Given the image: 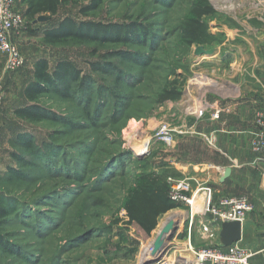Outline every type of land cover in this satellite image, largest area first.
I'll list each match as a JSON object with an SVG mask.
<instances>
[{
  "label": "rangeland",
  "instance_id": "obj_1",
  "mask_svg": "<svg viewBox=\"0 0 264 264\" xmlns=\"http://www.w3.org/2000/svg\"><path fill=\"white\" fill-rule=\"evenodd\" d=\"M208 1L215 12L203 17L206 31L199 43H189L184 29L200 0H67L54 16L25 18L14 34L25 63L5 72L0 52V206L9 210L0 218V236L9 249L0 247V264H139L145 246L157 238L161 220L174 211L180 212L179 229L166 242L165 259L187 255L183 248L191 217L192 238L212 239L203 227L216 224L207 212L205 190L196 194L193 212L177 203L160 216L151 235L130 222L127 210L139 175L147 171L163 173L169 188L185 178L193 191L210 187L212 203L224 192L211 164L221 146L219 137L230 132H217L214 147L195 133L211 134L204 132L214 124L209 111L199 118L190 108L221 98L233 85L243 89L260 83L261 75L257 80L254 73L264 70V0ZM15 3L23 12L22 0ZM65 17L131 27L138 37L45 41L42 29ZM199 45L213 53L198 54ZM41 57L52 65L71 60L92 76L94 88L71 99L55 93L39 97L56 119L30 121L15 109L28 102L23 89ZM92 62L107 72L93 70ZM167 89L179 91V97L161 101ZM229 114L214 125L229 120ZM165 124L176 130L172 146L158 135ZM20 135L40 150L22 144ZM256 181L247 182L244 192L254 190ZM260 184L254 197H264Z\"/></svg>",
  "mask_w": 264,
  "mask_h": 264
},
{
  "label": "trees",
  "instance_id": "obj_2",
  "mask_svg": "<svg viewBox=\"0 0 264 264\" xmlns=\"http://www.w3.org/2000/svg\"><path fill=\"white\" fill-rule=\"evenodd\" d=\"M65 2L67 0H22L25 5L22 13L30 20H36L43 14L54 16L58 13L60 5ZM200 2L193 9V16L188 18L185 25L184 37L189 43L201 42L206 31L203 17L215 12L208 0H200ZM97 3H92V5ZM48 19L50 20L49 17ZM42 30L45 41L51 44H59L68 40L103 42L107 35H113L112 40L121 42L128 41L127 36L138 37L131 27L120 29L118 26H106L98 22L78 23L71 17H65L57 26H48ZM33 66L32 77L23 89L28 102L15 109V114L24 119L30 121L56 119V114L50 108L37 101L45 94L55 93L62 98L71 99L81 94L84 95L94 88L92 76L84 74L83 70L69 59H58L52 65L48 58L41 57L34 61ZM91 66L93 70L103 72L106 70L107 72L104 65L100 63L92 62ZM179 95V91L167 89L160 100L178 98ZM19 139L29 148H38L32 140L29 141L27 136L20 135ZM169 190V184L163 173L156 170L141 173L127 205L130 222L140 227L147 235H151L159 223L160 216L178 206L177 202L170 197ZM8 214L9 210L6 206H0V218ZM0 247L5 251L9 250L1 236Z\"/></svg>",
  "mask_w": 264,
  "mask_h": 264
},
{
  "label": "built area",
  "instance_id": "obj_3",
  "mask_svg": "<svg viewBox=\"0 0 264 264\" xmlns=\"http://www.w3.org/2000/svg\"><path fill=\"white\" fill-rule=\"evenodd\" d=\"M26 19L22 11L17 9L15 0H0V52L5 57V72H10L20 68L25 63V56L20 47L14 42V34L20 32V28L24 25ZM212 107L207 101H203L199 106L191 107V114L196 117H202L205 111H209ZM223 108L215 107L211 111L212 120L220 119ZM168 125H161L158 135L169 146L175 141V134ZM194 132V130H192ZM181 134L187 130L178 131ZM198 133L206 138L214 147L216 143L217 131L211 134ZM250 136L251 149L262 158L264 157V108H260L255 113V127L248 131ZM232 161L238 165L237 160ZM212 166V165H211ZM213 167V166H212ZM200 190L208 193L207 212H210L215 221L222 223L224 221H240L242 224L246 221L248 215L254 210V205L247 196H223L218 202L212 203V190L210 187L200 186L193 191L189 178L174 181L170 187L169 195L177 203H185L190 206L193 212L196 194ZM192 217L188 228V242L186 243L184 252L187 255L180 254L172 260L163 258L160 264H257L251 261L254 252L245 246L241 240L236 241L228 246H223L218 241L195 247L191 241L192 233ZM204 230L215 239L218 235L210 224L203 225ZM148 251L149 255L153 250V244ZM169 260V261H168ZM167 261V263H166Z\"/></svg>",
  "mask_w": 264,
  "mask_h": 264
},
{
  "label": "crops",
  "instance_id": "obj_4",
  "mask_svg": "<svg viewBox=\"0 0 264 264\" xmlns=\"http://www.w3.org/2000/svg\"><path fill=\"white\" fill-rule=\"evenodd\" d=\"M261 22L263 23L264 20ZM257 74L261 75V80H258ZM254 76L260 82L257 86H246L242 89L239 85H233L228 93L224 94L221 98H210L211 100L208 103L212 107L209 108L208 113L210 120L209 123L215 124L216 122H219V119H210L211 111L215 107L223 108V117L225 112H229L230 119L223 122L221 121L217 126L213 124L212 128L207 130L204 129V132L223 131L226 133L230 132L231 134H221L219 137L221 146L218 147V154H216L215 160H212L214 163L211 164L218 170L219 183L225 185V188L223 189L224 194L222 193L216 197L215 202H218L223 196H247L250 199L254 205V210L248 215L246 221L242 224L241 241L254 252L251 261L257 264H264V197L253 196L256 193L258 182L261 183V186H264V157L260 158L257 153L251 149L250 136L248 133L250 129L255 127L256 111L260 108H264V70L256 69ZM194 107L197 108L198 106ZM205 112L204 115H206ZM198 125L199 121L196 126L198 127ZM183 139L184 138H182V140ZM182 140L179 142V145L182 144ZM170 159L173 158L170 157ZM232 159L237 160L238 165L235 164ZM198 165L199 164H195V168ZM227 167H231L232 172L224 179V181H221ZM244 178H247V180L244 181ZM256 179L255 189L250 190L247 188L246 192H244L245 190L243 186H246L245 184L247 182L253 183ZM244 193H248L250 197ZM215 222L216 224H210V222L208 224L212 226L218 236L215 239L204 238L199 234L195 235L196 238H192L191 236L192 244L195 247H200L204 244H209L215 241L222 243L220 237L222 223L215 221V219L211 223ZM222 245L228 246L223 243Z\"/></svg>",
  "mask_w": 264,
  "mask_h": 264
},
{
  "label": "water",
  "instance_id": "obj_5",
  "mask_svg": "<svg viewBox=\"0 0 264 264\" xmlns=\"http://www.w3.org/2000/svg\"><path fill=\"white\" fill-rule=\"evenodd\" d=\"M46 17L44 15L40 16L37 20H44ZM198 54L207 53L212 54L213 51L206 50L203 45H199L196 48ZM232 172L231 167H227L224 171V176L221 181H224ZM242 228L243 225L240 221H224L221 224L220 237L224 245H230L242 238ZM179 229V221H170L167 227H165L157 239L153 243V250L149 255H146V264H160L164 258V250L166 248V242L172 239ZM148 256V257H147Z\"/></svg>",
  "mask_w": 264,
  "mask_h": 264
},
{
  "label": "bare ground",
  "instance_id": "obj_6",
  "mask_svg": "<svg viewBox=\"0 0 264 264\" xmlns=\"http://www.w3.org/2000/svg\"><path fill=\"white\" fill-rule=\"evenodd\" d=\"M214 1V0H213ZM230 6V5H229ZM231 7V6H230ZM149 142V141H148ZM144 144V143H143ZM146 147H144V149H145ZM144 152V151H143ZM180 216V212H178V211H174V212H172V213H170L169 215H166L162 220H161V222H160V227H159V229H158V233H157V237H158V235L160 234V232L165 228V227H167V225L169 224V222L170 221H177V218ZM157 238H155V240H156ZM155 240L154 241H151L147 246H145V248L143 249V253H142V258H144V260L143 261H141L140 263L141 264H146L147 263V258H146V255H147V253H148V251L150 250V248H151V244H153L154 242H155ZM148 257V256H147ZM139 263V264H140Z\"/></svg>",
  "mask_w": 264,
  "mask_h": 264
}]
</instances>
